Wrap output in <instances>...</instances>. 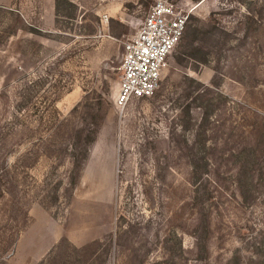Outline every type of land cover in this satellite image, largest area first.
I'll list each match as a JSON object with an SVG mask.
<instances>
[{"label": "rangeland", "instance_id": "obj_1", "mask_svg": "<svg viewBox=\"0 0 264 264\" xmlns=\"http://www.w3.org/2000/svg\"><path fill=\"white\" fill-rule=\"evenodd\" d=\"M56 1L0 0V264H264V0H171L206 62H178L183 37L127 104L124 44L157 0ZM89 107L105 120L73 186Z\"/></svg>", "mask_w": 264, "mask_h": 264}, {"label": "built area", "instance_id": "obj_2", "mask_svg": "<svg viewBox=\"0 0 264 264\" xmlns=\"http://www.w3.org/2000/svg\"><path fill=\"white\" fill-rule=\"evenodd\" d=\"M190 11L182 2L157 0L124 44L119 102L153 97L161 87L168 60L181 42Z\"/></svg>", "mask_w": 264, "mask_h": 264}, {"label": "trees", "instance_id": "obj_3", "mask_svg": "<svg viewBox=\"0 0 264 264\" xmlns=\"http://www.w3.org/2000/svg\"><path fill=\"white\" fill-rule=\"evenodd\" d=\"M60 1L61 0L56 1L57 6H59ZM184 35L185 36H183L184 42L182 45V52L178 57V62L180 64H183L186 60H188L193 61L197 65L198 63H205L207 54L204 52V45L206 44V37L204 36V33H201L196 26H190V28ZM200 86L202 87L203 85L201 83H198L194 89L190 90V92L185 95V97L187 100L191 99L190 104L197 103V108L201 110L202 116L199 124V127L201 128L206 126V124L208 123V119L210 118V111L208 109H210L209 106H211V104L205 105L204 95L205 91L211 90V87L204 86L201 88ZM87 112L88 119L86 123L79 128L71 143L72 149L69 154V160L71 163L70 184L73 186H75L81 178L82 170L90 153V147L96 141L100 126L105 120V115H101L98 111H94L92 107H89ZM204 160L205 156L201 152L197 159L193 162L194 175L201 174L200 172ZM242 167L243 165L240 164V171Z\"/></svg>", "mask_w": 264, "mask_h": 264}]
</instances>
